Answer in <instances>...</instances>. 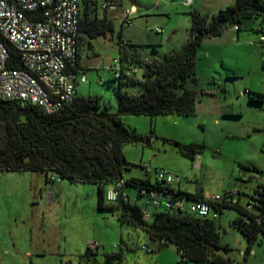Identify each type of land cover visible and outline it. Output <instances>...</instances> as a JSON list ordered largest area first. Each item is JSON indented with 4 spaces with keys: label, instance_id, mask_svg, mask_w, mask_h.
<instances>
[{
    "label": "rangeland",
    "instance_id": "obj_1",
    "mask_svg": "<svg viewBox=\"0 0 264 264\" xmlns=\"http://www.w3.org/2000/svg\"><path fill=\"white\" fill-rule=\"evenodd\" d=\"M234 1L222 0L220 4L223 7L220 9L230 5L225 3L233 4ZM121 3V6L108 13L115 22L114 37L109 34L106 38L91 40L92 48L88 43L84 44L81 57L86 69L84 72L80 71V75L84 73V82L79 81L78 74V94L99 97L102 107L107 106L111 112L117 110L115 88L118 82L112 81L113 72L110 69L118 56L115 44L117 34L121 32L125 40L141 45L144 59L162 58L187 42L193 11H208L219 5L217 0H193L190 4H186L185 0H121ZM125 7L132 11V26L122 27L120 23L119 15ZM156 27H160L163 32H155ZM233 34L234 36L226 32L220 37L205 39L201 44L196 66L198 83L195 88L199 92V98L195 115L122 117L123 124L128 129L145 138L139 144H126L123 147L128 162L124 172L126 178L146 177L143 166L150 165L152 181H155L156 171H165L181 182L184 191L195 193L202 190L205 195L222 194L230 186L234 187L238 183V176L244 174L241 165L250 166L247 163L248 157L259 162L264 160V154L256 153L261 149L260 131L264 130V112L261 111L263 107L250 103L247 94V91H251L249 87L263 86L260 83H264V47L260 44L261 35L255 31H241L239 40ZM138 78H141V74ZM129 90L135 92L141 88L138 86ZM174 141L185 145L204 144L206 149L191 159L178 152L172 144ZM35 174L37 173L2 172L0 187L12 189L11 193L18 197L24 189L33 195L37 184L31 180V176ZM179 181L173 187H177ZM47 185H62L70 189L60 195L61 200L55 202V210L62 212L64 222L72 221V227L64 229L65 240L58 235L55 249L57 253L49 252L43 260L35 257L36 264H107V257L114 253L116 245L119 250L122 249L123 259L114 260L112 264H193L181 261L173 245L163 248L161 254L159 250L148 252L146 245L149 244V238L142 229L122 224L117 210L98 209L96 185L71 184L67 181L49 182ZM128 191L131 202H137L133 200L134 192L131 189ZM16 196L8 195L6 198L5 213L8 220H16L25 207V216L33 214V218H40L41 210L37 211L36 206L29 202L25 204L22 197ZM81 203L86 204L85 218L82 217L79 221L73 217L79 215ZM138 204L144 208L141 200ZM236 215L235 211L225 210L221 218L226 230V234H222L221 242L228 247L225 254L231 258V264H264V236L258 237L250 248L247 238L241 232L227 228L228 221ZM75 222L81 224L76 230L73 229L77 225ZM11 233L13 235L15 232ZM40 237L42 239V234ZM75 237L77 242H82L85 238L88 243L95 241L99 245L97 254L86 255L85 248H78L81 251L77 252L80 245L77 242L75 244ZM44 246H48V240ZM33 248L35 249V245ZM69 251L73 252L67 253Z\"/></svg>",
    "mask_w": 264,
    "mask_h": 264
},
{
    "label": "trees",
    "instance_id": "obj_2",
    "mask_svg": "<svg viewBox=\"0 0 264 264\" xmlns=\"http://www.w3.org/2000/svg\"><path fill=\"white\" fill-rule=\"evenodd\" d=\"M104 3L122 4L121 0H80L78 56L75 67H69L75 74L86 69L79 61L84 44L88 43L92 48L91 40L106 38L109 34L114 37L116 33L109 10L102 8ZM249 22H258V28L248 30L264 35V0H235L211 15L195 10L191 13L187 42L180 49H173L162 58L154 59H144L141 45L125 40L121 32L117 34L115 44L121 70L120 76L112 80L118 82L115 112L107 106L102 107L99 97L82 96L78 92L72 103L51 115L22 101L0 100V173H43L48 182H51L50 176H56L60 181L71 184L96 185L99 210H117L122 224L142 229L153 244L146 245L150 248L148 252L173 245L181 261L231 264V258L225 254L228 247L221 242L222 215L225 210L236 212L233 229L247 238L251 248L258 237L264 236V186L260 185L254 191L256 197L251 195L247 206H241L238 200L228 199L213 206V210L219 213L217 219L202 217L187 209L164 208L154 210L151 219L146 221L143 208L137 202H131L129 196L126 200L121 195L117 202L109 203L106 192L107 187L115 186L121 179L124 180L122 192L161 187L147 178L125 177L128 162L123 153L124 145L139 144L145 138L128 129L122 117L195 115L199 98L195 88L198 83L196 66L202 42L221 36L231 27L239 32L247 30L245 27ZM8 46L12 57L10 67L22 68L16 49L10 44ZM134 69L137 73H133ZM139 74L141 78H138ZM138 86L140 91L129 90ZM247 94L250 103L260 104L264 110L263 94L253 91H247ZM165 141L171 143L170 140ZM172 144L181 155L191 159L206 149L204 144L185 145L175 141ZM172 189L176 196L185 197L187 203L203 199L202 194ZM163 190L171 188L163 186ZM251 202L253 207L249 210L247 207ZM85 254L93 256L97 253L87 248ZM122 259L120 249L117 255H109L106 262L112 264L114 260Z\"/></svg>",
    "mask_w": 264,
    "mask_h": 264
},
{
    "label": "built area",
    "instance_id": "obj_3",
    "mask_svg": "<svg viewBox=\"0 0 264 264\" xmlns=\"http://www.w3.org/2000/svg\"><path fill=\"white\" fill-rule=\"evenodd\" d=\"M190 4L191 0H185ZM119 7L117 4L104 3L102 8L109 11ZM120 23L133 25V15L129 8H122ZM80 0H0V100L22 101L37 106L45 114L59 112L76 97L78 74L69 70L75 67L80 36ZM157 33L163 32L156 27ZM8 44L12 45L22 64V68L10 67L12 60ZM260 44L264 45V35L260 36ZM113 77L120 76L118 56L110 66ZM133 73H137L134 69ZM81 82L85 77L80 78ZM147 177H151L150 165L145 166ZM51 182H59L56 176H50ZM149 179V178H147ZM150 180V179H149ZM152 181V180H150ZM177 180L165 171L155 172V181L161 187L137 189L135 198L142 201L144 218L150 220L157 209H187L189 212L212 219L219 213L213 206L221 204L225 199L236 201L239 190L223 194L203 195V199L192 201L187 206L185 197H178L172 189ZM124 180L106 192V201L115 203L121 195L128 199L127 191L122 192ZM163 186L171 190H163ZM252 196L256 197L253 192ZM130 197V196H129ZM253 202L247 207L251 210ZM233 220L230 226L233 228ZM92 252L97 253L99 245L95 241L87 244ZM116 245L114 255L119 253ZM150 251V248L146 247Z\"/></svg>",
    "mask_w": 264,
    "mask_h": 264
},
{
    "label": "crops",
    "instance_id": "obj_4",
    "mask_svg": "<svg viewBox=\"0 0 264 264\" xmlns=\"http://www.w3.org/2000/svg\"><path fill=\"white\" fill-rule=\"evenodd\" d=\"M191 1L193 2V0ZM217 1L219 2V5L215 9H210V10L208 9V11H201V9H198V11L205 13V14H209V15L214 14L215 12L220 10V8L223 7V5L221 6L220 4L222 0H217ZM225 4L231 5V3H225ZM114 18L116 19V17ZM253 27L258 28V22L256 23L249 22L246 24L245 28H247V31H248L249 28H253ZM226 32H228L229 35H233V36H234L233 33H235L237 35L236 39L239 40L240 32L237 31L235 28L231 27L227 29L224 33ZM251 44L255 45L256 43H251ZM261 47H264V46L262 45ZM79 61L82 67L86 68V66H83L82 64L81 52H80ZM83 75H80V78ZM78 80L76 82V91H78L77 85L80 81ZM260 85H263V86L249 87V88H251L250 90L253 92L264 95V83H260ZM261 111L264 112L263 109H261ZM255 130H258V129H255ZM249 136L251 137V135ZM260 145H261L260 147L261 149L256 151V153L259 155H261V153L264 154V130L263 129H261L260 131ZM251 158L252 157L247 158L248 160L247 163H249L250 166H252V168L249 165H241L242 169H244V174L238 176L237 178L238 183L234 187L230 186L228 190L224 191V193H226L234 189L239 190V195L237 196V200L241 206H247L248 202L250 201V196L253 194V192L256 189H259L260 185L264 186V175H263L264 174V160L262 159V162H259ZM13 173H23V172H13ZM129 178H133V177H129ZM134 178H137V177H134ZM144 178H149L150 180H152L151 177L146 176ZM31 180H33V182L37 184V187L35 188V192L33 193V195L31 194V192H28V190L24 189L22 193L19 194V197L23 198V201L25 202V204L26 202H29L30 205L32 204L33 206H36L37 211L41 210L39 219L33 218V214L25 216L24 213L25 211H27V208L25 207V210H23V212H20L22 213V215L18 214L16 217L17 218L16 220L15 218L8 220L6 218V216L8 217V215L5 213L7 210V205H5L7 204L6 198L8 195L16 196V194L13 195V193H11L12 189L9 190L8 188L0 187V264H36L34 262L35 257L38 258L39 260L41 259L43 260L49 252L57 253L55 250L57 247L56 246V243L58 241L57 239H59V236H60V238H63L65 240L64 229L72 227L70 225L72 221L65 220L66 222L65 223L62 217V212L60 211L56 212L55 210V202H57L58 199L61 200L59 198L60 195L63 194L64 191H69L70 189L62 185L51 186V187L48 186L47 183L49 182L47 181L46 175L43 173H39V174L37 173L35 174V176H31ZM249 182L252 184L249 185L248 184ZM178 183L179 184L177 187H173L174 185L173 184L172 188H174L175 190H180L181 192L189 193V194L198 193V194L205 195L202 192V190L196 191L195 193L184 191L181 185V182L179 181ZM110 187H107V189H109ZM127 194L131 198V194L129 193L128 190H127ZM216 194H221V193H216ZM16 197H18V195ZM133 200L135 201L136 198H134ZM74 201L75 203L77 202V200H74ZM97 201H98V197H97ZM65 202H68V201L65 200ZM138 202L139 201H137V203ZM190 203L191 201H188L187 206H189ZM41 207L43 208L40 209ZM80 207H81V210H80L79 215L77 217H73L75 220H79V221H81V218L84 217V210H85L86 204L81 203ZM98 209H99V206H98ZM65 218H68V216H66ZM235 218L230 219L228 221L227 223L228 229L233 230V228L230 226V221L234 220ZM57 221H58V225H57ZM76 223L77 225H75V227L73 228L74 230H76V228L80 227L81 225L78 222H75L74 224ZM221 225L223 227V232L225 231V234H226V230L224 228V223L222 222V220H221ZM9 226L12 228H10ZM11 232H15L13 233L14 236L12 235ZM72 233H73V230H72ZM41 234H42V239L40 237ZM50 236H51V239H50ZM46 240H48L47 247L44 246V244L46 243ZM76 242H77V239L75 237V244ZM148 242L149 244H152L150 238ZM77 243H79L80 247H77L76 251L78 250V248H81V250L84 248L87 249L88 240H86V238L83 239L82 242L79 241ZM33 245H35V249L33 248ZM71 246L73 247V245ZM81 250L79 249L78 251H81ZM161 250L162 249H160L159 252ZM72 252L73 251H69L67 253H72ZM159 254H161V252Z\"/></svg>",
    "mask_w": 264,
    "mask_h": 264
},
{
    "label": "water",
    "instance_id": "obj_5",
    "mask_svg": "<svg viewBox=\"0 0 264 264\" xmlns=\"http://www.w3.org/2000/svg\"><path fill=\"white\" fill-rule=\"evenodd\" d=\"M133 1H135V0H133ZM224 233H225V231H224Z\"/></svg>",
    "mask_w": 264,
    "mask_h": 264
}]
</instances>
